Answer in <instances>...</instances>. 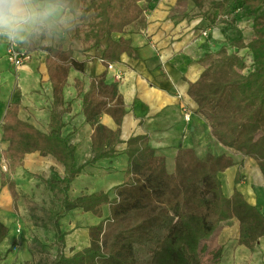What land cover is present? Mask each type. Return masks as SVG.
<instances>
[{
	"label": "trees",
	"instance_id": "1",
	"mask_svg": "<svg viewBox=\"0 0 264 264\" xmlns=\"http://www.w3.org/2000/svg\"><path fill=\"white\" fill-rule=\"evenodd\" d=\"M151 1L38 0L42 8L54 9L57 18L66 13L75 17L74 35L80 39L82 51L105 41L100 56L105 65L119 61L123 53L138 58L130 39L121 34L142 16ZM186 1L177 0L175 9ZM190 1L208 27L223 23L233 29L234 36L225 39L234 50L222 44L204 53L199 60L204 68L195 81L188 83L187 93L211 135L221 145L255 160L264 175V0ZM241 16L252 19L248 43L235 24ZM41 48L47 51L52 93L49 129L42 131L19 118L18 105L8 104L0 126L1 138L8 142L3 151L7 171L3 173L0 167V190L7 186L16 199L10 174L23 164L26 153L50 155L63 166L62 176L52 169L46 180L59 207L41 210L45 219L39 225L47 227L49 223L53 232L55 255L49 264H201L200 243L229 214L238 222L237 243L254 250L264 237V213L237 189L230 196L224 194L220 173L234 164L225 154L199 157L191 148L178 147L174 170L168 172L165 157L156 154L147 135L130 136L124 149L127 168L113 195L99 191L70 198V185L86 166L117 155L126 108L117 84H107L104 74L92 78L85 92L76 81L82 93L81 112L92 127L91 154L84 163L76 164L75 148L62 135L66 125L63 114L69 110L64 86L69 69L81 70L82 63L73 59L71 47L57 44ZM240 49L252 55V69L247 73L243 72L246 63L238 53ZM103 113L113 118L115 129L99 121ZM102 205L108 206V215L88 227L89 245L66 255V232L61 230L60 220L74 209L102 217ZM35 211L31 207L32 220L37 224L40 218ZM7 234L8 227L0 220V243Z\"/></svg>",
	"mask_w": 264,
	"mask_h": 264
},
{
	"label": "crops",
	"instance_id": "2",
	"mask_svg": "<svg viewBox=\"0 0 264 264\" xmlns=\"http://www.w3.org/2000/svg\"><path fill=\"white\" fill-rule=\"evenodd\" d=\"M176 1L149 2L142 16L121 34L130 39L131 45L137 49L138 58L123 53L120 60L111 62L112 67L108 68L100 58L105 41L98 47L82 51V43L74 35V27L66 31L61 26L72 14L66 13L57 18L54 9L42 8L38 0H27L22 15L9 25L0 26V126L8 104L13 102L18 105L19 118L42 131H48L52 93L46 66L47 51L41 47L57 44L71 47L72 57L82 63V69L71 67L67 74L64 99L69 104V110L63 114L66 125L62 135L75 148L76 164L89 158L92 132L90 123L85 121L81 112L82 93L76 81L81 82V91L85 92L92 78L104 74L107 84H117L126 113L120 125L121 141L116 146L117 155L86 166L71 183L70 198L99 191L112 196L114 186L123 181L127 168L124 153L127 139L134 135H147L149 145L156 154L165 157L168 172L174 170L178 147L191 148L199 157L206 154L231 156L234 164L220 173L224 194L230 196L237 189L250 204L264 213V175L257 163L221 145L211 135L206 121L196 112V103L187 93L188 83L195 81L204 68L199 61L204 53L215 51L224 44L219 42L225 39V30L219 27L223 23L208 27L200 16H186L187 10H175ZM192 6L187 3L188 9ZM238 23L237 20V26ZM215 28L218 34L210 36ZM202 31L209 35L203 37ZM9 40H14L31 53V59L19 68L11 65L6 58L5 49ZM216 43L220 45L214 47ZM185 114L189 115L188 119ZM99 121L110 129L117 127L109 114H101ZM7 145L8 142L1 138L0 129V167L3 173L7 171L3 157ZM3 163L6 170L2 169ZM52 169L63 175V166L50 155H41L37 151L26 153L23 164L10 174L17 197L24 185L23 192L28 193L31 200L40 201L42 193L48 192L46 180ZM8 197H12L10 191L3 186L0 190V211ZM101 209L102 217L74 209L62 218L60 228L66 232V255L89 245L88 227L105 217L108 206L102 205ZM1 221L8 227L5 221ZM235 221L238 230V222ZM16 238V231L8 227V234L0 243V254ZM262 241L264 237L258 240L252 251L237 243L238 250L242 255L252 254Z\"/></svg>",
	"mask_w": 264,
	"mask_h": 264
},
{
	"label": "rangeland",
	"instance_id": "3",
	"mask_svg": "<svg viewBox=\"0 0 264 264\" xmlns=\"http://www.w3.org/2000/svg\"><path fill=\"white\" fill-rule=\"evenodd\" d=\"M187 3L193 6L188 9ZM179 10H187V13L184 14L186 16H196L199 11L190 0H187ZM69 17L68 20H64L61 24L65 30L72 28L75 22L73 15ZM238 22L239 26L237 27L242 31L244 42L248 43L252 37V19L241 16L238 18ZM219 27L225 29V37L234 36V31L231 27L224 24ZM216 34H218L217 28H215V32L210 34V36ZM205 35L209 34L206 32ZM205 35L202 36L206 37ZM219 42L226 44L227 41L223 39ZM219 45V43H216L214 47H218ZM19 47L29 52L27 48L20 45ZM227 48L229 51L234 50L229 45H227ZM22 187L21 194L16 197L17 199H13L12 197L10 199L8 197L3 203L2 211H0V219L5 221L8 227L17 233V238L12 241L5 252L0 254V264H49L55 255L53 232L49 223H47V227L39 225L45 219V214L41 210L57 209L60 202L52 195L48 188V192L42 193L41 200L35 202L31 200L28 193L25 194L23 192L25 186L23 185ZM31 207L36 208L34 213L41 219H37V224H34L32 220ZM105 214L107 216L108 211ZM237 232V224L233 216L228 215L221 218V224L214 233L200 243L199 254L201 264H264V241L258 246V250L252 254L247 253L246 255H242L238 250L236 242ZM218 250L220 252L216 254Z\"/></svg>",
	"mask_w": 264,
	"mask_h": 264
},
{
	"label": "built area",
	"instance_id": "4",
	"mask_svg": "<svg viewBox=\"0 0 264 264\" xmlns=\"http://www.w3.org/2000/svg\"><path fill=\"white\" fill-rule=\"evenodd\" d=\"M202 34L205 35L206 31H203ZM238 53L244 56L246 66L243 69V72L247 73L248 71L252 69V64H253L252 55L244 49L242 51L240 49V52L238 51ZM5 55H6L8 62L11 65H13L15 68H19L23 66L25 63H27L31 59V53L20 48L19 45L14 40H9L7 42L6 49H5ZM107 67L111 68L112 64L109 63ZM185 118L188 119L189 115L185 114ZM2 169L6 170L5 163H3L2 165Z\"/></svg>",
	"mask_w": 264,
	"mask_h": 264
},
{
	"label": "clouds",
	"instance_id": "5",
	"mask_svg": "<svg viewBox=\"0 0 264 264\" xmlns=\"http://www.w3.org/2000/svg\"><path fill=\"white\" fill-rule=\"evenodd\" d=\"M27 0H0V26L9 25L25 11Z\"/></svg>",
	"mask_w": 264,
	"mask_h": 264
},
{
	"label": "bare ground",
	"instance_id": "6",
	"mask_svg": "<svg viewBox=\"0 0 264 264\" xmlns=\"http://www.w3.org/2000/svg\"><path fill=\"white\" fill-rule=\"evenodd\" d=\"M1 203V202H0Z\"/></svg>",
	"mask_w": 264,
	"mask_h": 264
}]
</instances>
